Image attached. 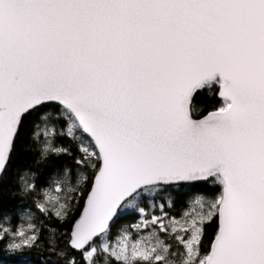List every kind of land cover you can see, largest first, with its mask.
<instances>
[{
	"label": "snow or ice",
	"instance_id": "6c2138e0",
	"mask_svg": "<svg viewBox=\"0 0 264 264\" xmlns=\"http://www.w3.org/2000/svg\"><path fill=\"white\" fill-rule=\"evenodd\" d=\"M26 135L41 161L73 164L39 190L18 177L56 223L13 228L0 209L10 254L47 231L64 264H264V0H0V182Z\"/></svg>",
	"mask_w": 264,
	"mask_h": 264
},
{
	"label": "trees",
	"instance_id": "16d2710c",
	"mask_svg": "<svg viewBox=\"0 0 264 264\" xmlns=\"http://www.w3.org/2000/svg\"><path fill=\"white\" fill-rule=\"evenodd\" d=\"M196 103L199 108L198 116L206 114L207 111L214 110L220 105V98L216 95V89L214 88L212 92L205 90L196 98ZM63 143L67 144L69 141L65 140ZM67 164L72 165L73 161L69 157H62L56 159L55 157L41 161L39 158V153L35 150V145L25 138L18 143L17 151L13 156V162L9 167L8 173L0 182V209L7 212L11 217L12 221H18V211L25 206H31L35 208V202L38 200L37 195H25L20 189L22 187V180L18 177H24V173L28 172L29 175L25 176L29 178V182L33 179L38 181V190L41 186L39 180L49 175V169L54 165ZM34 174V175H33ZM75 179V177H73ZM83 189V195L76 197V201L73 204V212L71 218L68 222L64 224H58L57 227L63 231L70 230L72 223L80 215L87 192L90 190L89 186H81ZM203 191L206 195H214L220 191L219 186L212 188L210 191L206 186H201L199 189ZM192 196L191 192L186 189L181 190V194L174 200L172 207L166 208L170 216H180V214L188 207V201ZM158 214V213H157ZM39 228L43 229L48 224H55L54 220L45 219L39 213ZM139 219L138 215H126L122 216L120 220L117 221L116 225L113 226V234L120 226H127L129 224H134ZM217 227V222L214 221L212 226L207 230V238L204 241V250L206 251L209 245V241L213 238L214 232ZM131 230V229H129ZM66 237L60 240V248L65 247ZM70 255L76 256L79 259V254L68 250ZM52 264L53 261H57L58 264H64V261L58 260L56 253L49 247L48 233L44 231L41 237L39 246L34 247L30 250H25L23 253L10 254L0 243V264Z\"/></svg>",
	"mask_w": 264,
	"mask_h": 264
},
{
	"label": "rangeland",
	"instance_id": "374dc122",
	"mask_svg": "<svg viewBox=\"0 0 264 264\" xmlns=\"http://www.w3.org/2000/svg\"><path fill=\"white\" fill-rule=\"evenodd\" d=\"M23 178L29 180L28 177L24 176ZM191 198H192V196L190 197V199ZM37 199L39 200V199H41V197L38 196ZM176 217H179V216H176ZM38 218H39V212L35 208H33L31 206H25L21 210L18 211V221L15 223L11 220V226L13 228H18L22 225L25 229H27V226L29 223H34L39 228V219Z\"/></svg>",
	"mask_w": 264,
	"mask_h": 264
},
{
	"label": "water",
	"instance_id": "95a60500",
	"mask_svg": "<svg viewBox=\"0 0 264 264\" xmlns=\"http://www.w3.org/2000/svg\"><path fill=\"white\" fill-rule=\"evenodd\" d=\"M197 118H200V117H197ZM85 200H86V199H85ZM84 203H85V202H84ZM82 211H83V208H82ZM82 211H81V212H82ZM78 218H79V216H78ZM78 218H77V219H78Z\"/></svg>",
	"mask_w": 264,
	"mask_h": 264
}]
</instances>
